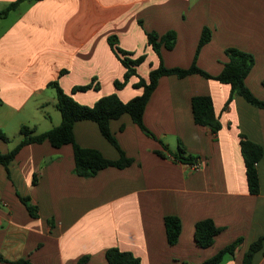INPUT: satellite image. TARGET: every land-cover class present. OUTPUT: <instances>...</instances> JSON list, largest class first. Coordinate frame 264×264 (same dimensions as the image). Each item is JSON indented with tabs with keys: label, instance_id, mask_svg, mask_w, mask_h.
<instances>
[{
	"label": "crops",
	"instance_id": "crops-1",
	"mask_svg": "<svg viewBox=\"0 0 264 264\" xmlns=\"http://www.w3.org/2000/svg\"><path fill=\"white\" fill-rule=\"evenodd\" d=\"M13 1L0 0V10ZM203 28L210 37L196 54V66L215 76L227 61L225 49L250 53L254 63L244 83L264 100V0H21L0 18V128L29 103L33 112L45 113V103L56 99L47 86L52 80L83 105L111 93L126 102L141 93L133 87L138 78L147 80L160 63L189 67ZM168 31L174 32L173 46L161 45L157 54L146 33ZM110 37L131 58L143 56L136 75L119 89L114 81H122L126 69ZM87 84L97 88L73 90ZM195 95L211 97L221 122L216 135L194 122ZM229 95V84L197 73L159 77L142 115L155 138L127 113L110 119L111 134L132 162L90 177L73 172L70 144L22 146L7 170L0 164V255L31 264H79L87 255L80 264H107L105 250L114 246L132 252L140 264L199 263L241 236L235 254L221 262L241 264L248 245L264 235V108L233 95L222 109ZM17 124L37 127L28 120ZM72 131L79 146L118 158L94 121L78 120ZM239 134L262 147L257 194L248 192ZM163 135L179 140L201 167L193 170L191 164L156 154L161 143L172 151ZM7 143L0 139V152L9 150ZM17 193L37 204V217L28 214ZM165 215L179 218L173 245L167 243ZM203 218L221 228L206 248L193 238L195 222ZM7 261L0 264H15ZM251 264H264V239Z\"/></svg>",
	"mask_w": 264,
	"mask_h": 264
},
{
	"label": "trees",
	"instance_id": "trees-1",
	"mask_svg": "<svg viewBox=\"0 0 264 264\" xmlns=\"http://www.w3.org/2000/svg\"><path fill=\"white\" fill-rule=\"evenodd\" d=\"M21 0H15L3 9L0 10V18H3L11 9H13ZM147 42L152 49L159 54V48L163 45L166 49H170L174 43V32L168 31L163 35H158L154 32H147ZM210 31L203 28L199 37L196 51L192 63L187 68L180 67H165L162 63L158 67L151 69L148 73V79L144 80L139 77L133 84L134 88L141 89V93L133 96L126 102L119 99L116 93H111L98 98L91 106L83 105L76 102L70 95H67L58 85L56 80L47 83V86L55 90V106L60 113V122L58 125L39 133H35V129L27 125H21L19 128L20 140L7 152H0V164L7 170L8 163L14 158L19 149L30 143H41L48 141L52 147H60L64 144H70L73 152L74 167L73 172L82 177H90L95 175L100 169L107 166L123 168L132 162V158L125 156L120 149L116 139L111 134L108 123L110 119L119 117L123 113L130 115L132 121L146 135L155 138V136L145 127L142 120L143 111L146 102L154 90L157 80L163 75L173 74L177 77H184L188 74L197 73L207 79H214L220 82L229 84L230 95L224 103L222 109L226 107L233 95L241 96L249 104L258 108H264V100L258 99L253 95L251 90L245 85L244 79L251 69L254 59L250 53L243 52L237 48L229 47L225 49L227 61L224 62L221 71L212 76L206 71L198 68L195 64V57L199 48L208 41ZM109 44L115 50L118 58L125 67L122 81L115 80L114 87L121 88L131 75H136V66L142 61L143 56L131 58L128 52L121 50L115 46V38H109ZM88 88H97L95 85L87 84L76 86L73 90H86ZM191 112L193 120L196 124L205 126L211 134L216 135L221 128L219 113L214 110L213 101L209 95H195L191 98ZM94 121L101 135L111 143L119 152L117 159H108L95 148H87L79 146L73 137L72 127L74 122L78 120ZM0 139L8 142L9 138L0 130ZM240 151L243 157L245 176L248 192L257 194L259 191V181L256 170V163L262 155V147L247 139L245 135L239 134ZM162 150H157L155 153L160 156H171L173 160L181 163L192 164L197 161L198 157L187 153L183 144L177 140V149L170 151L163 143ZM32 183H35L33 177ZM19 201L25 206L28 214L35 218L38 216V206L31 201L27 195L16 194ZM167 243L173 245L177 242L180 232L179 218L175 215H165L163 218ZM221 231L210 218H203L195 222L193 238L197 246L201 248L209 247L214 240L215 235ZM264 235L258 236L253 240L243 253L241 264H251L254 253L261 247ZM243 238L236 237L210 257L199 263H188L180 261L176 264H221L224 256H233L239 246L242 244ZM105 259L107 264H140L139 257L132 252L120 250L117 247L111 246L105 250ZM88 258L84 255L78 259V263H83ZM0 261H7L0 255ZM15 264H31L27 259L20 258L15 261H7Z\"/></svg>",
	"mask_w": 264,
	"mask_h": 264
},
{
	"label": "rangeland",
	"instance_id": "rangeland-1",
	"mask_svg": "<svg viewBox=\"0 0 264 264\" xmlns=\"http://www.w3.org/2000/svg\"><path fill=\"white\" fill-rule=\"evenodd\" d=\"M41 98V97H40ZM38 98L37 100L39 101ZM54 102H46L44 105L45 113L31 110L30 103L18 114L13 120L10 119L0 130L9 138L8 140V147L11 149L19 140L21 135L19 134V128L17 125V121H26L28 120L31 122H36L37 127H35V133L41 132V130H48L51 125H58L60 122V113L56 108ZM41 114V116H40ZM22 125H29V124H22ZM29 127H33L30 126ZM40 130V131H39ZM163 139L162 141H166L168 143L169 148L173 151L177 149V140L175 137L170 135H163L161 136Z\"/></svg>",
	"mask_w": 264,
	"mask_h": 264
},
{
	"label": "built area",
	"instance_id": "built-area-1",
	"mask_svg": "<svg viewBox=\"0 0 264 264\" xmlns=\"http://www.w3.org/2000/svg\"><path fill=\"white\" fill-rule=\"evenodd\" d=\"M201 167V162L200 161H196L193 164H191V168L193 170H198Z\"/></svg>",
	"mask_w": 264,
	"mask_h": 264
}]
</instances>
